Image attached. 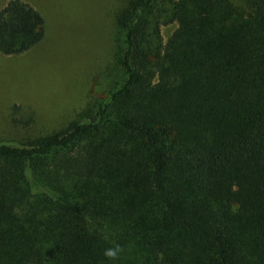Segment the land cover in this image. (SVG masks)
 Returning a JSON list of instances; mask_svg holds the SVG:
<instances>
[{
	"label": "trees",
	"instance_id": "obj_1",
	"mask_svg": "<svg viewBox=\"0 0 264 264\" xmlns=\"http://www.w3.org/2000/svg\"><path fill=\"white\" fill-rule=\"evenodd\" d=\"M117 23L108 95L0 141V264H264V0H128ZM44 36L0 10V52Z\"/></svg>",
	"mask_w": 264,
	"mask_h": 264
},
{
	"label": "rangeland",
	"instance_id": "obj_2",
	"mask_svg": "<svg viewBox=\"0 0 264 264\" xmlns=\"http://www.w3.org/2000/svg\"><path fill=\"white\" fill-rule=\"evenodd\" d=\"M22 1L44 16L45 36L24 53L0 52V141L64 128L123 78L117 14L128 0ZM175 28L163 26L164 40Z\"/></svg>",
	"mask_w": 264,
	"mask_h": 264
},
{
	"label": "clouds",
	"instance_id": "obj_3",
	"mask_svg": "<svg viewBox=\"0 0 264 264\" xmlns=\"http://www.w3.org/2000/svg\"><path fill=\"white\" fill-rule=\"evenodd\" d=\"M121 251V248L119 245H115L114 247L111 248H106L104 250V256L111 259V260H115L118 256V253Z\"/></svg>",
	"mask_w": 264,
	"mask_h": 264
}]
</instances>
